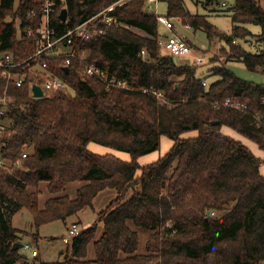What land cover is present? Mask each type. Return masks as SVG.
<instances>
[{
    "label": "trees",
    "instance_id": "obj_1",
    "mask_svg": "<svg viewBox=\"0 0 264 264\" xmlns=\"http://www.w3.org/2000/svg\"><path fill=\"white\" fill-rule=\"evenodd\" d=\"M43 1L0 0V53L21 61L34 52ZM113 1L55 0L50 26L60 36ZM159 1L166 3L165 16L147 10L154 3L129 0L111 12L113 24L100 25L102 34L74 38L66 73V53L49 57L48 69L64 88L33 97V77L21 86L8 84L11 99L0 131V264H264V85L239 78L226 64L264 73V46L249 52L235 41L253 36L246 24H254L262 27L257 40L264 42V4L234 0L227 34L183 0ZM62 8L65 21L58 17ZM160 16L201 30L209 44L225 43L218 48L223 61L210 68L215 80L208 83L195 64L176 63L162 48ZM89 64L103 76L85 75ZM5 83L0 77V93ZM226 98L245 109L224 106ZM223 126L253 141L263 158L224 134ZM192 130L195 136L181 137ZM162 136L173 141L170 149L140 165ZM91 143L127 153L129 160L93 152ZM73 182L78 186L71 198L65 190ZM40 184L48 194L41 205ZM106 188L115 196L98 212L101 227L79 230L56 260L12 249L21 243L12 226L21 209L30 212L37 238L41 225L91 209Z\"/></svg>",
    "mask_w": 264,
    "mask_h": 264
},
{
    "label": "rangeland",
    "instance_id": "obj_2",
    "mask_svg": "<svg viewBox=\"0 0 264 264\" xmlns=\"http://www.w3.org/2000/svg\"><path fill=\"white\" fill-rule=\"evenodd\" d=\"M186 8L192 13H199L206 15L207 20L216 26L219 30L230 34L232 28L231 13L232 7L234 5V0H183ZM264 4V0H262ZM147 10L165 16L166 14V3L164 1H159L154 4H148ZM174 29L178 35L187 39L194 47V52L188 56L175 57L174 60L179 64H193L196 58V55L202 57V63L196 65V74L201 77H205V80L209 83L216 79V76L209 74L210 68L214 65L220 64L223 61L221 54L218 52L220 46H225L223 42H217L216 40L208 43L204 33L201 30H192L190 27L184 26L179 19L173 18ZM246 27L251 31L253 36L246 39L236 38L235 41L240 44L245 50L249 52L260 51L264 42H260L258 39L259 35L262 33V27L254 24H246ZM159 32L161 36L170 35V32L162 25L158 24ZM227 66L239 77L247 81L254 83H260L264 85V73H257L248 71L244 65L240 62H228ZM222 132L230 134L228 136H234L237 140L241 142L250 143L253 145L257 153L254 151L253 154L257 157H262V153L257 145L245 137L241 136L239 133L234 130L223 126ZM226 134V135H227ZM196 135V131H188L181 135V137H192ZM233 137V138H234ZM235 138V139H236ZM172 140L162 136L160 138L159 148L147 155L141 156L137 162L140 165H144L150 162L156 161L159 157L163 156L171 147ZM90 149H94L93 152L96 153H105L111 152L114 153L117 157L128 161L129 156L127 153L109 150L102 146L96 144H89ZM261 166H264V162L261 163ZM263 173V169H261ZM78 186V183H70L65 192L73 198L75 196V189ZM39 189L41 190L39 195V204L41 205L43 201L48 196L44 184H40ZM115 196V190L106 188L100 191L93 199V207L85 209L78 216H70L66 218L65 222L57 220L51 223L43 224L38 228L37 238H34L35 227L33 224L32 216L28 210L25 208L21 209L12 217V226L16 228L21 235L20 242L28 243L31 246H34L38 250V255L36 257L44 261H53L58 258L59 250H63L64 244L62 243L61 238L66 233L67 227H75L78 230H81L85 227L92 226L93 224L101 227L100 223L97 221L98 212L109 203V201ZM145 236H141V242L144 241ZM142 250V245L140 246ZM21 254L26 255L28 258H32L30 251L19 248ZM88 255L93 257L92 245L88 246Z\"/></svg>",
    "mask_w": 264,
    "mask_h": 264
},
{
    "label": "built area",
    "instance_id": "obj_3",
    "mask_svg": "<svg viewBox=\"0 0 264 264\" xmlns=\"http://www.w3.org/2000/svg\"><path fill=\"white\" fill-rule=\"evenodd\" d=\"M65 0H59V2H64ZM129 0H115L109 4L106 8L95 13L94 15L88 17L86 20L82 21L74 27H69L65 33L60 36H56L55 29L50 26L49 19L50 14L53 11V6L55 5V0H44L41 8V24L36 30L38 38L36 40V48L33 53L27 56L21 61H15L12 56L8 53H0V77L4 78L6 83L2 88L0 93V104L2 108L0 109V131L5 129V124L2 121L1 115L4 116L6 113V108L9 104L11 97L7 95L8 84L11 83L16 86H21L29 77H33L34 80H28L29 94L32 95L31 86L32 84L39 85L42 96L56 92L57 90L64 88V81L56 76L53 72L48 69L47 59L49 57H54L58 53H66L67 56L63 61V67H66L70 61V56L74 53L72 48V43L74 38L80 37L81 39H90L96 35L102 34L103 29L100 27L101 24L111 25L115 22L111 12L114 8ZM150 3H156L157 0H146ZM161 24L170 30V35L160 36L159 44L162 48L171 54L173 57L188 56L194 52V48L187 42L185 38L178 35L174 31L173 18L158 17ZM188 27V26H186ZM28 34H31V30H28ZM67 46L66 50H61L62 45ZM143 50L141 54H143ZM202 57L196 55L194 64L198 65L202 63ZM82 72L85 75H98L103 76V71H101L94 64H89L83 67ZM105 79V77H103ZM109 83H114L113 79L109 80ZM205 85V83H202ZM156 95L160 93L154 92ZM34 97V96H33ZM224 106L232 107L235 109L243 110L245 105L240 101H235L230 98L224 99L222 102ZM25 153L21 154V157H25ZM5 163L0 155V166ZM20 161H16L15 165H19ZM79 230L75 227H69L66 230L65 235L62 237V243H68L75 235H77ZM22 248L30 251L32 256H36L38 251L37 248L31 246L28 243H23Z\"/></svg>",
    "mask_w": 264,
    "mask_h": 264
},
{
    "label": "water",
    "instance_id": "obj_4",
    "mask_svg": "<svg viewBox=\"0 0 264 264\" xmlns=\"http://www.w3.org/2000/svg\"><path fill=\"white\" fill-rule=\"evenodd\" d=\"M58 17H59V19L61 21H65L66 20V17H67V10H66V8H62L61 9ZM64 71H65V73L68 71V67L67 66L64 67ZM31 90H32V95L34 97H40L43 94V92L41 91L39 85H37V84H32ZM211 124H218V121H212ZM21 247H22V244L19 243V242H15L12 245V249H14V250L19 249Z\"/></svg>",
    "mask_w": 264,
    "mask_h": 264
},
{
    "label": "crops",
    "instance_id": "obj_5",
    "mask_svg": "<svg viewBox=\"0 0 264 264\" xmlns=\"http://www.w3.org/2000/svg\"><path fill=\"white\" fill-rule=\"evenodd\" d=\"M222 130V129H221ZM226 134H227V132H225ZM227 135H230V134H227ZM231 137H234V136H231ZM234 138H236V137H234ZM237 139V138H236ZM242 143H244L253 153H254V151L257 153V150H255V148L253 147V145H251L250 143H246L245 141L244 142H242ZM94 150V149H93ZM261 151V150H260ZM262 153V152H261ZM260 158H263V153H262V157H260ZM261 169H263V173L261 172ZM261 169H260V167H259V170H260V172H261V174H263L264 175V166H261Z\"/></svg>",
    "mask_w": 264,
    "mask_h": 264
}]
</instances>
